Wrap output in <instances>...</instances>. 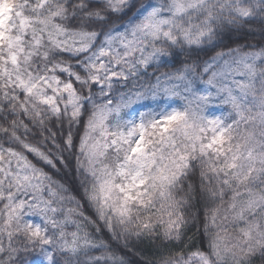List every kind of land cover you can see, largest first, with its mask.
Instances as JSON below:
<instances>
[{
    "label": "snow or ice",
    "instance_id": "6c2138e0",
    "mask_svg": "<svg viewBox=\"0 0 264 264\" xmlns=\"http://www.w3.org/2000/svg\"><path fill=\"white\" fill-rule=\"evenodd\" d=\"M0 264H264V0H0Z\"/></svg>",
    "mask_w": 264,
    "mask_h": 264
},
{
    "label": "trees",
    "instance_id": "16d2710c",
    "mask_svg": "<svg viewBox=\"0 0 264 264\" xmlns=\"http://www.w3.org/2000/svg\"><path fill=\"white\" fill-rule=\"evenodd\" d=\"M189 235H192V232L189 233ZM196 239L199 240V236H196Z\"/></svg>",
    "mask_w": 264,
    "mask_h": 264
}]
</instances>
